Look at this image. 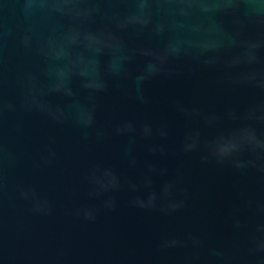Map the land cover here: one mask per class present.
I'll use <instances>...</instances> for the list:
<instances>
[{"label":"water","instance_id":"1","mask_svg":"<svg viewBox=\"0 0 264 264\" xmlns=\"http://www.w3.org/2000/svg\"><path fill=\"white\" fill-rule=\"evenodd\" d=\"M151 5L153 24L122 26L138 0L69 5L87 15L0 0V264H264V153H242L246 166L237 167L209 151L239 125L230 113L264 107V89L241 76L264 70V49L254 66L227 67L228 51L170 59L138 86L146 64L158 62L145 53H159L169 36L199 39L189 31L199 22L238 27L235 13L181 17L172 0ZM161 21L185 27L157 36ZM256 31L246 25L240 38ZM87 33L116 46L99 57V89L78 75L79 57L91 55ZM50 41L68 55H45ZM119 55L130 59L114 74ZM57 65L72 95L49 90ZM82 113L93 122L81 123ZM105 170L117 178L107 190L94 180Z\"/></svg>","mask_w":264,"mask_h":264},{"label":"clouds","instance_id":"2","mask_svg":"<svg viewBox=\"0 0 264 264\" xmlns=\"http://www.w3.org/2000/svg\"><path fill=\"white\" fill-rule=\"evenodd\" d=\"M35 0H28V6L31 7ZM73 0H40L41 7H49L53 11L64 13L90 14V12H81L79 9L71 7ZM176 5L177 14L181 17H187L193 14V11L203 15L204 19H208L212 14L218 11L231 12L237 15L235 24L238 27L232 32H226L225 28L216 22L206 26L203 22L193 23L189 27V31L193 33H203L201 38L192 40L184 38L180 35L169 36L159 53L147 52L146 55L156 57L158 62H148L141 75L136 77L137 85L151 75L160 73L165 69L170 59L179 60L185 56H203L211 52L221 53L228 51L231 53L226 59L225 64L229 68L241 65L254 66L262 63L260 51L264 49V0H172ZM151 0H138L136 11L130 13L125 18L126 24H139L146 26L153 24L151 16ZM246 25H254L257 31L254 34L247 35L241 39L242 33ZM185 24L180 21L169 26L166 22H157L153 31L157 36H161L166 32H177L183 29ZM85 47L90 51L91 55L87 58L79 57L80 64L83 65L78 75L83 78V86L86 88H102L104 86L100 71L99 57L104 53L105 48H113L111 41L112 36L104 33H87L84 36ZM27 42V41H26ZM231 50H235L233 53ZM45 55L55 60H61L68 55L63 43L57 44L50 41ZM130 59L129 56H116L109 64L110 70L114 74H119L123 68V61ZM169 71L172 69L169 68ZM50 74L54 78V82L50 87V91L63 90L68 95H72L71 89L67 86L69 75L60 65L49 69ZM241 76L250 81H256L258 86L264 89V70L249 67L248 71L242 72ZM233 120L240 121L237 127L229 131L222 132L217 135L209 143V151L219 162L229 161L237 167H245L246 163L238 157L242 153L258 152L264 153V131H260L257 125L264 124V107H250L243 115L230 113ZM215 120L216 117H209ZM93 122L90 114H81V123L91 124ZM127 127H131L128 125ZM123 130V129H120ZM149 129H145L148 131ZM196 145L188 144L187 150H192ZM207 159V156L203 157ZM94 180L107 190L114 187L117 178L111 170H105L101 176H94ZM27 196V193H24ZM153 198H150L145 204L143 200L138 201L139 206L146 207L151 205ZM109 207L114 206V201L108 202ZM171 208H176L178 204L169 203Z\"/></svg>","mask_w":264,"mask_h":264}]
</instances>
